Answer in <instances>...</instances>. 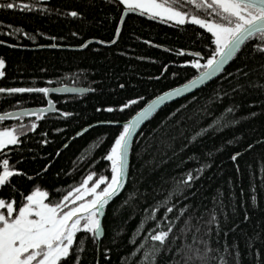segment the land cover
Instances as JSON below:
<instances>
[{
  "label": "trees",
  "instance_id": "trees-1",
  "mask_svg": "<svg viewBox=\"0 0 264 264\" xmlns=\"http://www.w3.org/2000/svg\"><path fill=\"white\" fill-rule=\"evenodd\" d=\"M0 2L16 5L0 8V59L5 61L0 88L88 90L50 94L56 110L42 120L35 115L0 120V130L23 132L19 144L0 152V167L8 158L10 167L34 177L14 176L19 191H0V197L15 196L18 204L35 186L56 202L90 174L110 177V162L102 157L123 124L158 96L199 76L190 66L199 58L195 53L205 63L215 47L211 34L196 25L130 13L114 44L77 50L89 40L111 43L123 6L115 0ZM173 6L189 14L199 11L186 0ZM256 43L246 42L224 72L162 104L139 126L129 150V176L105 208V234L86 241L81 264H182L180 229L189 217L202 230L212 229L213 248L230 249L228 264H236L237 252L239 264H264V243L256 238H264V53L256 51ZM132 99L139 103L124 112L104 111ZM47 105L43 93H0V115ZM63 112L71 115L64 118ZM188 174L196 179L183 183ZM213 210L218 234L217 226L207 223ZM170 222L175 226L164 245L151 238L168 231Z\"/></svg>",
  "mask_w": 264,
  "mask_h": 264
},
{
  "label": "snow or ice",
  "instance_id": "snow-or-ice-1",
  "mask_svg": "<svg viewBox=\"0 0 264 264\" xmlns=\"http://www.w3.org/2000/svg\"><path fill=\"white\" fill-rule=\"evenodd\" d=\"M115 2L123 6L125 16L130 13H139L162 22L173 21L176 25L186 23L196 25L211 34L215 47L209 52L205 63L200 62L204 57H201L200 53H195V56L199 58L194 60L190 66L200 73L199 76L183 87L159 96L134 118L123 124L114 143L102 157L110 162V178L101 175L92 187H88L89 181L93 180V175L90 174L73 192H69L56 202L50 200L49 191L40 186H35L31 194L22 195L19 204L15 196L0 197V264H81V254L85 252L86 241L89 239L93 242L98 241L105 234V227L102 223L105 208L115 197L119 196L129 176V149L135 131L141 122L165 101L181 96L224 72L225 65L236 57L246 42L258 41L254 47L256 51L264 53V0H186L187 4L194 5L195 9L199 10L195 14L177 10L173 6L176 0H173V3H169V0H115ZM14 7L16 5L12 2H0V8L13 9ZM23 7L31 11L29 5L25 4ZM70 15L77 17L78 13L72 11ZM119 22L124 23L123 19ZM119 34L117 31L116 35L119 36ZM177 54L183 55L184 53L178 51ZM4 67L5 61L0 59V78L5 75ZM51 91L55 89L47 87L0 88V93L9 95L43 93L47 96ZM138 103V99H132L119 109L108 107L104 111L124 112L125 109ZM55 110V105L49 101L46 109H40L37 112L26 111L21 115H35L37 119L42 120L45 113ZM228 111L232 112L233 109L229 108ZM60 115L67 118L71 113L63 112ZM3 119L5 117L0 116V120ZM36 128L37 124L32 123L31 130L35 131ZM87 131L88 129L85 128L84 132ZM22 134V131L17 132L15 129L0 131V152L9 146L19 144V137ZM232 159L235 160L236 156ZM47 170L46 166L43 171L47 172ZM14 176H27L29 180L34 179L10 167L9 159L4 158L2 167H0V191L6 188L11 189L14 194L19 191L12 183ZM194 179L196 178L188 174L183 183L190 184ZM101 185L104 187L101 188ZM86 197L92 198L86 199ZM252 203H256L254 195ZM167 211L171 212L172 208L168 207ZM184 211L186 210H182L181 215ZM209 215L210 219L207 223L215 224L218 234L221 229L215 211L213 210ZM192 220L193 217H189L184 227L180 229L184 238L183 246L178 249L182 264H212L213 260L217 264H228L226 257L233 255L230 249L225 246L221 252L213 248L209 242L212 229L208 227L202 230V226L193 224ZM174 226L170 222L168 231H161L152 235L151 238L164 245ZM80 233L84 235L78 241ZM256 238L264 243V238ZM176 239H180V236ZM156 251L159 252V249ZM213 253L216 255L214 256ZM234 259L236 264H239L238 252Z\"/></svg>",
  "mask_w": 264,
  "mask_h": 264
},
{
  "label": "water",
  "instance_id": "water-1",
  "mask_svg": "<svg viewBox=\"0 0 264 264\" xmlns=\"http://www.w3.org/2000/svg\"><path fill=\"white\" fill-rule=\"evenodd\" d=\"M125 18H126V16L125 15H123L122 16V18L121 19H123V21L125 20ZM122 26H123V24H121V23H119V26H118V30L117 31H119V33L121 32V29H122ZM120 35V34H119ZM118 38H119V36H115V38H114V40L113 41H117L118 40ZM113 41L111 42V43H104V42H101V41H97V40H89V41H87L83 46H81V47H78V48H75V49H77V50H84L86 47H85V45H89V44H91V43H98V44H101V45H112V44H114L113 43ZM194 55V54H193ZM195 56V55H194ZM191 82V81H190ZM189 82V83H190ZM188 84V83H187ZM186 85V84H185ZM184 85H182V86H180V87H183ZM179 88V87H178ZM50 89H55V91H51L48 95H47V97H48V102L49 101H51L52 103H53V101L49 98V96H50V94H58V95H79V94H84V93H86V92H88V90L87 89H85V88H82V87H72V86H61V87H55V88H50ZM176 89V88H175ZM175 89H172V90H170V91H168V92H171V91H174ZM194 89H196V88H194ZM194 89H192V90H194ZM192 90H190V91H192ZM190 91H187V92H185L183 95H185V94H187V93H189ZM168 92H166V93H168ZM165 94V93H164ZM164 94H162V95H164ZM162 95H160V96H162ZM183 95H181V96H183ZM159 97V96H158ZM157 97V98H158ZM178 97H180V96H178ZM157 98H155V99H157ZM175 98H177V97H172V98H170L169 100H167V101H165L164 103H166V102H168V101H170V100H172V99H175ZM154 99V100H155ZM152 102V101H151ZM150 102V103H151ZM163 103V104H164ZM54 104V103H53ZM162 105V104H161ZM160 105V106H161ZM159 106V107H160ZM48 107V105L46 106V107H44V108H31V109H22V110H18V111H12V112H8V113H5V114H2V115H0V116H4L5 117V119H17V118H19V117H22V116H27V115H21V113H23V112H26V111H30V112H37V111H39L40 109H46ZM147 107V106H146ZM145 107V108H146ZM158 108V107H157ZM156 108V109H157ZM155 109V110H156ZM143 110V109H142ZM141 110V111H142ZM154 110V111H155ZM153 111V112H154ZM53 112V111H52ZM152 112V113H153ZM9 113H11L12 115L11 116H9L8 114ZM47 113H50V112H47ZM47 113H45V114H47ZM151 113V114H152ZM138 114V113H137ZM136 114V115H137ZM150 114V115H151ZM135 115V116H136ZM149 115V116H150ZM134 116V117H135ZM148 116V117H149ZM133 117V118H134ZM147 117V118H148ZM146 118V119H147ZM5 119H3V120H5ZM145 119V120H146ZM144 120V121H145ZM144 121H142L141 122V124L144 122ZM140 124V125H141ZM139 125V126H140ZM139 126L137 127V129L139 128ZM137 129H136V131H137ZM136 131H135V133H136ZM130 150V149H129Z\"/></svg>",
  "mask_w": 264,
  "mask_h": 264
},
{
  "label": "rangeland",
  "instance_id": "rangeland-1",
  "mask_svg": "<svg viewBox=\"0 0 264 264\" xmlns=\"http://www.w3.org/2000/svg\"><path fill=\"white\" fill-rule=\"evenodd\" d=\"M177 10H179V9H177ZM171 22H173V21H171ZM175 23V22H174ZM11 129H13V128H6V129H3V130H0V131H6V130H11ZM88 177V176H87ZM86 177V178H87ZM110 178V177H109ZM96 180L97 179H94V176H93V180L92 181H89V183H88V187H92L93 185H94V183L96 182ZM79 187V186H78ZM104 187V185H101V188H103ZM74 191V190H73ZM72 191V192H73ZM92 197H86V199H91Z\"/></svg>",
  "mask_w": 264,
  "mask_h": 264
}]
</instances>
